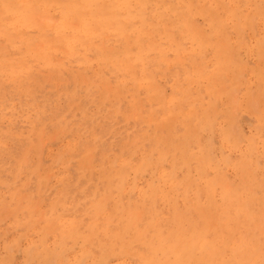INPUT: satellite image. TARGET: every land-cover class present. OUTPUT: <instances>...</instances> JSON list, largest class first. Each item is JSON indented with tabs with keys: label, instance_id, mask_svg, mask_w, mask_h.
<instances>
[{
	"label": "rangeland",
	"instance_id": "374dc122",
	"mask_svg": "<svg viewBox=\"0 0 264 264\" xmlns=\"http://www.w3.org/2000/svg\"><path fill=\"white\" fill-rule=\"evenodd\" d=\"M264 0H0V264H261Z\"/></svg>",
	"mask_w": 264,
	"mask_h": 264
},
{
	"label": "snow or ice",
	"instance_id": "6c2138e0",
	"mask_svg": "<svg viewBox=\"0 0 264 264\" xmlns=\"http://www.w3.org/2000/svg\"><path fill=\"white\" fill-rule=\"evenodd\" d=\"M261 264H264V260L261 261Z\"/></svg>",
	"mask_w": 264,
	"mask_h": 264
}]
</instances>
